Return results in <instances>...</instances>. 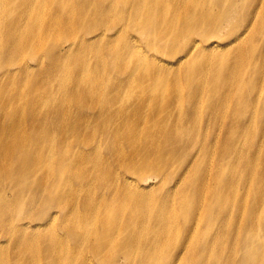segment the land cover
I'll return each instance as SVG.
<instances>
[{"label": "bare ground", "instance_id": "bare-ground-1", "mask_svg": "<svg viewBox=\"0 0 264 264\" xmlns=\"http://www.w3.org/2000/svg\"><path fill=\"white\" fill-rule=\"evenodd\" d=\"M46 3L0 0V264H264V0Z\"/></svg>", "mask_w": 264, "mask_h": 264}, {"label": "rangeland", "instance_id": "rangeland-1", "mask_svg": "<svg viewBox=\"0 0 264 264\" xmlns=\"http://www.w3.org/2000/svg\"><path fill=\"white\" fill-rule=\"evenodd\" d=\"M49 1L50 0H47V3L45 4V5H42V7L43 8H45V9H48V7H49ZM36 5V4H35ZM39 10V9H38ZM42 14L43 13H41V16H42ZM244 16H242V18H243ZM2 27H1V25H0V37L2 36ZM198 62L199 63H202L203 65H205V66H209L210 65V60L208 59V58H205V59H198ZM93 65H95V64H93ZM192 79H194V78H192ZM206 81H209V80H206ZM181 94H183V95H187V94H189V93H181ZM182 96V95H181ZM182 98H183V96H182ZM199 99L200 100H197V102H196V104H195V111L197 112V116L199 117V120H200V124H201V126H203L204 127V125H203V118H204V115L206 116V112H207V108H208V106L206 105V94H202L200 97H199ZM143 107H145L144 108V110H143V112H142V115H150V113H151V110L149 109V108H147L145 105H144V103L142 102L141 103V105H140V107H138L139 109L138 110H141ZM211 108H212V106L209 108V111L211 110ZM246 110H249L250 111V113L249 114H246L245 113V111ZM243 113L241 114V116L242 117H248V116H250V115H252L253 114V112H254V108L253 109H249V108H244L243 110ZM224 115H225V110L224 109H221V111L219 112V114L217 115L218 117V120H220L221 121V118L222 117H224ZM133 117V114L132 113H130L129 114V116H128V119H131ZM212 119H213V114H212ZM215 117L216 116H214V119H215ZM222 122V121H221ZM149 124V122L146 124V126ZM192 121H189L188 122V124L187 125H183L181 128H179V129H182L183 131H181L180 132V135H182V136H184V135H186V134H188L189 133V130L191 129V127H192ZM161 128V126L160 125H155V126H151L150 127V130H152L154 133H156V134H158V133H160V131L162 130V129H160ZM17 129V128H16ZM18 130V129H17ZM17 133H19V131H16ZM28 133V132H27ZM233 135V136H232ZM238 136V129L236 128V127H233L232 129H230V127H228V125H226V127H225V130H224V134H223V140L221 141L222 143H224L225 144V146H226V153H227V156L229 157V155L230 156H234V155H236L238 152L239 153H242V147L244 148V150L245 151H247V148H248V143L246 144V145H241V146H239V147H237V148H235V149H233L232 150V147H233V144H234V141L233 142H231L232 140H233V138H234V136ZM161 136H162V138H159V140H162V139H167L168 138V132H165V131H163V132H161ZM232 136V137H231ZM125 137V136H124ZM231 137V138H230ZM224 139H225V141H226V143L224 142ZM227 139H229L230 140V142L231 143H228V141H227ZM161 143H162V141H161ZM263 147H264V142H263ZM238 153V154H239ZM243 154V153H242ZM202 155H200L199 157H201ZM261 154H259L258 155V158L257 159H255V160H253V162L252 163H250V169L248 170L252 175H254V178L256 177V176H260L258 173H259V167H260V163H259V161L261 162ZM210 160H211V158H207V157H204V159L201 157V158H199L198 159V161H197V165H198V167H197V170L199 169V171H200V173H202L203 174V177H206V178H208L209 179V182L211 183V180H213V178H214V175H213V173H211V174H209L208 175V173H207V170H208V165L210 164ZM226 161L228 160V159H225ZM231 162H230V164H226V165H223L222 166V170L226 167V169H230L231 171H239V170H241V168H243V167H245L246 165H247V162H245L244 161V159L242 160V159H235V158H231ZM205 163H208L207 164V166L206 165H203L202 166V164H205ZM202 166V167H201ZM179 169V168H178ZM193 172H195V170H193ZM192 175V174H191ZM145 177V176H144ZM177 177H174V180H177L176 179ZM189 178V177H188ZM187 178V179H188ZM206 181H207V179H206ZM144 184V186H142V188H143V190H144V194H149V195H152V194H156V193H165V190H159V182H157V181H153V180H151L150 182H146V183H143ZM261 187H262V190H260L259 191V195H260V198H264V184L261 182ZM169 187H172V183L171 184H169ZM185 190H182L181 189V187L180 188H173L172 187V190H171V194L174 192V196H173V201L171 202V204H169L168 206H170V207H172L173 209L172 210H169L170 212H176L177 210H179L180 208L178 207V201L176 200V196L177 197H179V196H181V194H185V192H184ZM250 195H252V194H250ZM161 197H159V199H160ZM225 200L227 201V202H230V201H232V197H225ZM122 204H123V206L125 207L124 208V211L126 212V208H129L128 207V205H127V203L126 202H121ZM200 204V203H199ZM231 206H232V204H231ZM195 208L196 209H194L195 211L197 210V209H199L198 208V204H196V206H195ZM197 212V211H196ZM167 216V215H166ZM124 219V216H120V219L115 223V226L116 225H118V224H121V222H122V220ZM202 220V219H201ZM233 223V221H231V219L229 220V224H232ZM203 230H204V228L202 227V228H199L198 230H197V233L199 234V235H201V233L203 232ZM30 232V231H29ZM28 232V233H29ZM40 232V231H39ZM55 232L59 235V236H62V234H65L63 231H61V230H59L57 227H56V229H55ZM97 233H98V231H94V235H93V238L92 239H94L95 237H96V235H97ZM196 234V233H195ZM250 237H251V239H255L254 238V236L253 235H250ZM67 239H68V244L69 245H71L72 244V241H70V237L68 236L67 237ZM64 242H67L66 241V239H64L63 240ZM257 242L259 243L258 245H261L263 242L261 241V240H257ZM257 253H258V255L259 254H261L262 252H264V249H257V250H255ZM86 252V258H89V257H91V254H90V252L89 251H85ZM3 253H5L4 254V256L5 255H7V254H10V253H8V252H3ZM28 256H29V254H28ZM40 257H41V255H40V253H39V256L36 254V259H40ZM261 256L259 255V258H260ZM155 258V257H154ZM163 258L162 257H159L157 260L158 261H155V263H158V262H160V260H162ZM137 260H138V258H137ZM240 261V259H237L236 260V264H238V263H240L239 262ZM180 264H185V262L184 263H180Z\"/></svg>", "mask_w": 264, "mask_h": 264}]
</instances>
